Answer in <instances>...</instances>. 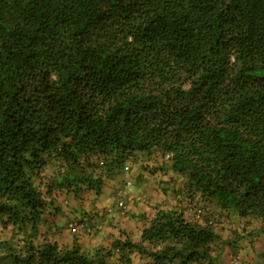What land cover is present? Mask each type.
Here are the masks:
<instances>
[{
    "label": "trees",
    "instance_id": "trees-1",
    "mask_svg": "<svg viewBox=\"0 0 264 264\" xmlns=\"http://www.w3.org/2000/svg\"><path fill=\"white\" fill-rule=\"evenodd\" d=\"M124 172L163 178L137 230L54 221ZM260 234L264 0H0V264H257Z\"/></svg>",
    "mask_w": 264,
    "mask_h": 264
},
{
    "label": "crops",
    "instance_id": "crops-1",
    "mask_svg": "<svg viewBox=\"0 0 264 264\" xmlns=\"http://www.w3.org/2000/svg\"><path fill=\"white\" fill-rule=\"evenodd\" d=\"M134 174L132 172H124L123 175H121V177L124 178V181H118L117 178L113 181L108 180L106 182V185L104 187V192L100 197H97V200H93L92 205L90 207H86V202L84 201L83 204H77L74 200L69 199V197H65L62 199L60 206L62 207L60 212H57L55 214H57V216L52 215L54 218V221L62 227L67 226V228L69 227L68 224L73 221V220H81V219H85L88 220L89 222L91 220H89V216L86 215V213L84 212H92V213H99V214H103V213H116L114 216H119V213L116 212V210H118V200L116 199V192L117 190L121 187L123 189L126 190V197H125V202H127V205L129 207V211H137L138 208H136V201H135V197L136 195L138 196L141 192L140 195L144 194L145 191L153 197L155 196L153 192H151V188L153 184H147L146 181L144 183V185L142 186V188H138V186L136 185V178L134 179ZM132 183V185L126 186V183ZM69 199V200H68ZM64 200V201H63ZM135 201V202H134ZM142 205V204H141ZM140 205V206H141ZM144 205V204H143ZM139 206V207H140ZM143 207V206H141ZM92 209L94 211H92ZM50 213H52V210H49ZM121 215L122 212H120ZM54 214V213H53ZM84 215V217L82 216ZM118 221L120 220L121 224L126 228L131 226V223H128L127 221H124L120 216L118 218H116ZM95 224V223H94ZM65 230V229H64ZM63 230V231H64ZM67 231V230H65ZM107 234L112 233L113 235H116L117 230H113V229H109L107 228L106 230ZM67 234H64V236L62 237L61 235L57 237V241L61 242L62 238H66V236H68V234H70L68 231L65 232ZM85 238L87 240H89V238L87 236H85ZM108 238V237H107ZM63 240V239H62ZM87 245H91V244H87ZM93 245V244H92ZM256 249H258V246L260 245L259 243L256 244ZM262 252V251H261ZM259 253V251H258ZM259 258V256H257V259ZM227 259V258H226ZM253 264H255L253 262Z\"/></svg>",
    "mask_w": 264,
    "mask_h": 264
},
{
    "label": "rangeland",
    "instance_id": "rangeland-1",
    "mask_svg": "<svg viewBox=\"0 0 264 264\" xmlns=\"http://www.w3.org/2000/svg\"><path fill=\"white\" fill-rule=\"evenodd\" d=\"M135 176L137 175V174H134ZM117 180L118 181H124V178L123 177H121V175L120 176H118L117 177ZM163 180V178L161 177V176H158L157 177V179L155 180V179H146V183L147 184H153L152 185V188H151V192H155L154 193V195L156 196L158 193H159V190H158V188L160 187V185H161V181ZM157 193V194H156ZM151 196V195H150ZM92 200L91 199H89V200H87L86 201V207H90L91 205H92ZM235 219V217L233 216H230L229 218H225V219H223V220H221V225L223 226V228H225L226 230H225V233H227V231H229L231 228L230 227H233L234 228V226L236 227V229H237V231L239 232V233H242L243 232V230H242V226H240V225H238V224H236L233 220ZM220 225V226H221ZM131 226L134 228L133 230H132V228H131ZM130 227H128V228H126V226L125 227H123V228H125L126 230H130V231H132V232H134L135 231V229L137 230L138 228H137V226H135V225H131ZM222 226H221V228H222ZM141 227H142V224H141ZM222 228V229H223ZM222 229H220V230H222ZM105 233H106V231H105ZM117 235L119 234L118 232L116 233ZM225 235V234H224ZM260 235H262V234H260ZM104 237H107V235H105ZM103 239H104V241L106 242V241H108V239L107 238H101V242H103ZM66 240V239H65ZM67 241V240H66ZM83 241V240H82ZM90 242V243H89ZM97 242L100 244V240L99 239H92V240H90V241H86V243L88 244H93V246L95 245V247L98 245L97 244ZM83 243H85V241L83 242ZM85 243V244H86ZM260 245L258 246V250H263L264 249V235H262L261 236V238L259 239V242H258ZM244 244H247L246 243V241H245V243ZM251 246V245H250ZM250 251L251 252H253V250L252 249H250ZM225 261H227V260H225ZM244 260H241L240 262H243ZM255 261H257V264H259V262H263V264H264V255H262V256H259V258L258 259H255Z\"/></svg>",
    "mask_w": 264,
    "mask_h": 264
},
{
    "label": "built area",
    "instance_id": "built-area-1",
    "mask_svg": "<svg viewBox=\"0 0 264 264\" xmlns=\"http://www.w3.org/2000/svg\"><path fill=\"white\" fill-rule=\"evenodd\" d=\"M119 196L122 197V200L120 201V208L123 210V212L126 211L127 207L125 205V202H124V198L126 197V193L121 191L119 193ZM139 200H141V198H139ZM199 217V215H198ZM84 228V224L80 221H72L70 222L69 224V229L72 233H78L80 231V229Z\"/></svg>",
    "mask_w": 264,
    "mask_h": 264
},
{
    "label": "clouds",
    "instance_id": "clouds-1",
    "mask_svg": "<svg viewBox=\"0 0 264 264\" xmlns=\"http://www.w3.org/2000/svg\"><path fill=\"white\" fill-rule=\"evenodd\" d=\"M129 185H132V183L127 182V183H126V186H129ZM121 191H123V192L126 193V190L120 187V188L117 190V192H116V199L118 200V203H117V205H118V209H119V210L122 212V214L124 215V214L126 213V211L129 210V207H128V205L125 203V205H126V207H127V209H126L125 212H123V210L120 208V201L122 200V197L119 196V193H120ZM139 198H140V197H138V199H139ZM124 202H125V198H124ZM73 221H76V220H73ZM77 221H78V220H77ZM71 222H72V221H71ZM69 224H70V223H69Z\"/></svg>",
    "mask_w": 264,
    "mask_h": 264
}]
</instances>
